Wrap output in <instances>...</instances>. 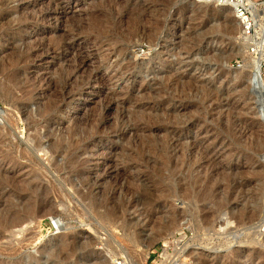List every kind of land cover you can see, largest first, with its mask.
I'll use <instances>...</instances> for the list:
<instances>
[{
	"label": "rangeland",
	"instance_id": "374dc122",
	"mask_svg": "<svg viewBox=\"0 0 264 264\" xmlns=\"http://www.w3.org/2000/svg\"><path fill=\"white\" fill-rule=\"evenodd\" d=\"M251 2L0 0V264H264Z\"/></svg>",
	"mask_w": 264,
	"mask_h": 264
},
{
	"label": "bare ground",
	"instance_id": "6f19581e",
	"mask_svg": "<svg viewBox=\"0 0 264 264\" xmlns=\"http://www.w3.org/2000/svg\"><path fill=\"white\" fill-rule=\"evenodd\" d=\"M218 2V5L217 6H222L223 8H226L229 13H231L233 16V18L235 19L234 23L237 25V26H241V22H240V16L238 18V15H237V9L242 7V8H245L247 7L249 10H251V8H253V2H251V0H229V1H226V0H216ZM254 10L256 11V9L254 8ZM254 10H251L253 13H254ZM237 16V17H236ZM255 17V15L253 16ZM225 18H228V16H225ZM237 19V20H236ZM239 19V20H238ZM256 22V21H255ZM255 22H254V27H255V30H256V34H258V29L255 25ZM235 25V26H236ZM240 28V27H239ZM239 32H242V27L240 28V31ZM264 34V32H262ZM242 34V33H241ZM245 38H249V37H245ZM259 44V43H258ZM257 44V47L259 48L258 49V55L260 53V47L259 45ZM261 54V57L260 58H256L255 60L256 61H253V63L251 64V66H249V70L247 71L246 73V77H247V81L250 83V86L251 88H253V93L255 94L256 98H258V96L260 94H263L264 95V84L262 82V66H261V60L263 59L264 55H262V52L260 53ZM261 69V70H260ZM261 74V75H260ZM259 80L260 82H262L261 84L259 83ZM257 106H260V108L262 110H258L259 114H262V111H264V100L263 102L257 104ZM3 192V191H2ZM1 192V194H2ZM3 197V196H2ZM2 200V199H1ZM243 203L240 204V205H235L234 209V213L232 215H229V218L227 217V219L225 220V222H222L223 225H230L232 224L233 222H231L232 219H235V218H238L239 220H242L246 215H250L249 217H253L252 214H254L256 211L254 210V208L250 209V207H248V203L246 204V201L244 199V201H242ZM5 203V201H3V204ZM252 205V204H251ZM253 207V206H251ZM232 208V207H231ZM46 209V208H45ZM7 211V210H6ZM204 211V210H203ZM43 212V211H42ZM6 213V212H5ZM42 215V214H41ZM11 216V215H10ZM206 217V216H205ZM12 218V219H11ZM9 217L8 216V220L2 224L1 228H2V231L5 232V233H9L11 235H15L14 234V229L18 232V233H22L24 231V227H26L27 225L31 224V221H28V219L26 218V216H22V215H17L16 217ZM246 218V217H245ZM248 218V217H247ZM207 219V218H206ZM51 220V219H50ZM236 220V219H235ZM52 221V220H51ZM244 221H246L244 219ZM206 222V221H205ZM33 223V222H32ZM53 225H54V228L56 229V231L60 228H58V221L56 222L54 220V222H52ZM26 224V225H25ZM185 224V223H184ZM218 224V223H217ZM25 225V226H24ZM222 225V224H221ZM233 225V224H232ZM261 228V227H260ZM1 238H4V236L1 234L0 235V239ZM2 240V239H1ZM3 241V240H2ZM14 242V241H13ZM9 244V243H8ZM11 245V244H10ZM69 246V245H68ZM118 259H113L112 262L113 264H115L117 262Z\"/></svg>",
	"mask_w": 264,
	"mask_h": 264
},
{
	"label": "built area",
	"instance_id": "2783aa9c",
	"mask_svg": "<svg viewBox=\"0 0 264 264\" xmlns=\"http://www.w3.org/2000/svg\"><path fill=\"white\" fill-rule=\"evenodd\" d=\"M248 8H238L237 9V15L238 18L240 16V22H241V27H242V34L245 37H249L251 34H256V30L254 27V21H253V17L252 15L248 12ZM258 44V43H257ZM257 44L254 46V50H252V53L257 54L258 53V47ZM263 67V65H262ZM262 69V68H261ZM115 264H129L127 261H125L124 259H119L117 260V262Z\"/></svg>",
	"mask_w": 264,
	"mask_h": 264
},
{
	"label": "water",
	"instance_id": "95a60500",
	"mask_svg": "<svg viewBox=\"0 0 264 264\" xmlns=\"http://www.w3.org/2000/svg\"><path fill=\"white\" fill-rule=\"evenodd\" d=\"M263 100H264V95H263V94H260V95L258 96V98H257V104L263 102ZM260 117H261V118L263 119V121H264V114H260Z\"/></svg>",
	"mask_w": 264,
	"mask_h": 264
}]
</instances>
